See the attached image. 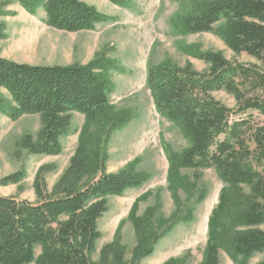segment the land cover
<instances>
[{
    "label": "trees",
    "instance_id": "obj_1",
    "mask_svg": "<svg viewBox=\"0 0 264 264\" xmlns=\"http://www.w3.org/2000/svg\"><path fill=\"white\" fill-rule=\"evenodd\" d=\"M108 1L121 8L133 3ZM181 1L189 11L175 25L178 31L195 35L216 30L234 54L257 61L241 64L221 53L196 52L193 56L206 62L208 71L199 73L190 63L179 67L169 61L151 66L146 77L158 114L177 124L190 143L179 155L169 153L170 183L175 185L179 170L187 169L214 170L224 184L200 264H219L220 251L235 264H250L264 254V123L254 115L264 117V0ZM18 2L31 16L42 10L49 27L66 33L94 32L98 25L115 20L81 0ZM112 69L99 58L87 66L42 67L0 57V89L9 96L0 93V115L14 122L39 115L43 122L36 142L30 137L22 140L24 149L33 155L59 156L72 115L86 119L70 165L52 191L38 176L36 203L0 195V264H96L91 256L101 238L98 221L108 211L107 198L122 197L149 180L130 166L116 174L107 172L111 136L131 121L129 112L111 105ZM220 92L234 97L235 109L215 99ZM24 179V172L16 173L3 178L0 187L19 185ZM204 199L200 196L198 203ZM136 210L135 204L131 212ZM139 233L130 262L117 232L102 251V264H140L151 257L160 237ZM38 247L41 254L36 259Z\"/></svg>",
    "mask_w": 264,
    "mask_h": 264
},
{
    "label": "rangeland",
    "instance_id": "obj_2",
    "mask_svg": "<svg viewBox=\"0 0 264 264\" xmlns=\"http://www.w3.org/2000/svg\"><path fill=\"white\" fill-rule=\"evenodd\" d=\"M81 1L116 21L100 24L94 32L66 33L49 27L42 10L31 16L18 0H0V24L4 26L0 57L42 67L87 66L99 58L113 67L108 72L115 86L110 102L120 112H129L131 121L112 134L106 169L116 174L130 166L149 180L122 197L107 198L108 211L98 221L101 238L91 259L102 264L103 249L113 243L119 232L126 261L130 262L139 230L140 235L150 231L153 237H160L154 254L140 264H166L170 260L175 264H200L208 243L209 220L224 184L214 170L187 169L179 170L175 185L170 183L169 153L179 155L190 143L177 124L158 114L146 86L147 71L169 61L179 67L190 63L199 73L208 71L209 65L193 56L196 52L221 53L227 60L241 64L257 61L246 54H234L216 30L195 35L178 31L175 25L189 11L187 2L133 0L129 8H121L108 0ZM0 93L9 99L4 90L0 89ZM214 97L235 109L232 95L220 92ZM254 115L264 123V117ZM85 123L84 116L73 114L70 134L61 138L62 153L38 156L20 143L25 137L37 141L43 125L41 116H23L14 122L0 115V181L25 173L19 185L0 187V195L36 203L38 176L52 191L70 165ZM202 195L205 199L198 203ZM135 204L137 210L133 213ZM40 254L38 247L36 259ZM219 264L235 263L220 251ZM250 264H264V254L256 255Z\"/></svg>",
    "mask_w": 264,
    "mask_h": 264
}]
</instances>
